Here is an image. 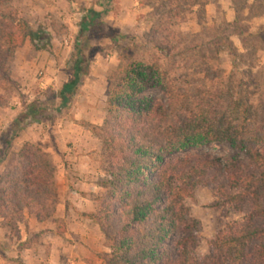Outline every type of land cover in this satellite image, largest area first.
<instances>
[{"label":"rangeland","instance_id":"374dc122","mask_svg":"<svg viewBox=\"0 0 264 264\" xmlns=\"http://www.w3.org/2000/svg\"><path fill=\"white\" fill-rule=\"evenodd\" d=\"M87 9H109L99 20L103 31L113 29L116 40L86 36L77 42L82 13L66 0H8L1 12L25 21L36 35L44 32L46 50L27 41L10 64L14 85L0 89V156L12 139L9 155L17 158L26 145L49 156L57 192L54 214L43 222L25 212L19 235L0 232L3 264H104L108 242L87 215L95 214L110 194L109 180L97 129L107 112L110 82L122 76L128 63L158 61L178 92L182 110L226 109L237 124L252 125L264 116V0H76ZM77 43L87 58L86 75L71 106L55 121L27 127L12 137L9 127L29 104L47 108L59 104L58 92L68 78V62ZM155 44H162L158 51ZM159 96L157 92L151 93ZM160 97V96H159ZM55 115V114H54ZM199 153L228 160L226 143L208 142ZM177 156L170 159L173 161ZM4 168H0V176ZM217 186L212 177L185 201L188 217L196 223L195 259L209 254L215 235L249 212L217 209ZM63 222V223H62ZM66 233L58 237V228ZM27 235V240H20Z\"/></svg>","mask_w":264,"mask_h":264},{"label":"trees","instance_id":"16d2710c","mask_svg":"<svg viewBox=\"0 0 264 264\" xmlns=\"http://www.w3.org/2000/svg\"><path fill=\"white\" fill-rule=\"evenodd\" d=\"M66 1L83 14L77 42L91 35L116 40L115 31H103L98 22L108 12L107 4L97 12ZM7 2L0 0V7ZM45 36L0 10V89L14 85L10 64L15 51L29 40L37 50H46ZM155 47L164 50L162 44ZM87 62L77 43L58 106L47 108L39 101L26 106L9 127L12 137L32 124L53 122L67 110L83 83ZM182 103L158 61L130 62L110 82L106 119L96 128L109 177L103 187L110 194L95 214L87 215L107 239L110 254L104 264H264V116L254 126H239L229 110L180 111L186 107ZM208 142L226 143L229 159L199 153ZM11 145L12 139L7 140L0 156V229L18 236L25 212L40 222L54 214L57 192L49 156L26 145L14 158ZM210 177L217 186V209L241 213L249 206V212L218 231L209 254L195 259L197 228L185 201ZM65 233L64 227L56 231L58 237Z\"/></svg>","mask_w":264,"mask_h":264},{"label":"crops","instance_id":"0c3cea01","mask_svg":"<svg viewBox=\"0 0 264 264\" xmlns=\"http://www.w3.org/2000/svg\"><path fill=\"white\" fill-rule=\"evenodd\" d=\"M1 232V229H0ZM27 235H25L21 240L20 243H24L27 240ZM23 255L22 258L28 263V264H34V262L37 261L33 251L31 249H29L28 247H26V249H24L23 251ZM0 264H3V261L0 260Z\"/></svg>","mask_w":264,"mask_h":264}]
</instances>
